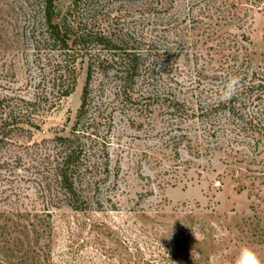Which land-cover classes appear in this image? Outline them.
Returning a JSON list of instances; mask_svg holds the SVG:
<instances>
[{
    "label": "rangeland",
    "instance_id": "374dc122",
    "mask_svg": "<svg viewBox=\"0 0 264 264\" xmlns=\"http://www.w3.org/2000/svg\"><path fill=\"white\" fill-rule=\"evenodd\" d=\"M74 1L57 0L55 13L67 15L68 25L78 33L108 34L151 50L154 62L148 65L159 85L165 82L178 93L180 88L169 82L178 78L186 83L194 72L188 63L201 48L190 49L185 39L191 33L182 22L193 2L83 0L78 13H72ZM262 2L258 9L242 2L243 31L223 27L221 33L244 34L250 66L264 74ZM42 16L38 0H0V95L34 99L38 91H47L51 72L60 69L56 65L65 53L48 41ZM89 49V55L100 53ZM212 54L203 52L201 60L209 69L218 66L219 56L209 63ZM69 55L74 57L68 68L76 76L74 92L62 101L55 96L50 107L42 103V131L34 133L32 141L67 135L76 121L87 77L86 53L81 46ZM99 82L96 73L88 110L92 120L84 127L96 126L97 139L92 140L109 154L116 177L112 175L111 184H117L115 207L106 203L103 211L87 212L62 207L52 209L50 217L42 213L35 217L25 212L31 205L41 210L42 196L31 175L16 171L12 177L17 176L9 178L8 172H0L2 180L14 183L11 189V184L0 182V264H234L243 246L253 249L264 264L261 168L237 164L240 156L217 153L195 158L187 141L180 157L171 155L167 146L172 136L161 112L153 109L152 114L148 108L141 113L113 96L110 81ZM199 142L192 139L191 146ZM14 147L2 160L10 163L19 157L23 149ZM227 158L230 165L224 162ZM173 159L183 167L166 174L172 162L161 167L158 163Z\"/></svg>",
    "mask_w": 264,
    "mask_h": 264
},
{
    "label": "trees",
    "instance_id": "16d2710c",
    "mask_svg": "<svg viewBox=\"0 0 264 264\" xmlns=\"http://www.w3.org/2000/svg\"><path fill=\"white\" fill-rule=\"evenodd\" d=\"M38 1L48 41L61 54L65 53L60 65H56L60 69L51 72L46 81L47 91H38L34 99L26 101L12 95H0V172H8L9 178H15L17 175L12 177V173L16 171L31 175L35 189L42 196L41 210L31 205L32 209L25 210L26 213L50 217L52 209L62 207L74 212L103 211L106 203L115 207L113 194L117 184H111L113 174L109 154L106 155L95 139L92 140V137L97 139L96 126L84 127L85 121L89 124L92 120L88 110L93 103L91 87L96 73L99 84L110 81L115 89L113 96L127 105L140 109L141 113L148 108L152 114L153 109L161 112L170 129L168 134L172 136V144L167 146L171 155L180 157L183 142L187 141L191 155L196 154L198 159L201 155L217 153L228 158L242 157L236 163L261 168L264 181V74L259 67L250 66L244 34L221 33L223 27L242 32L245 14L241 3L247 2L252 9H258L263 0H187L193 3L182 17L191 33L185 42L190 49H201L189 60L188 67L192 66L194 72L187 77L188 81L182 84L174 78L169 82L180 88L178 93L165 82L163 85L157 83L158 76L148 65L149 61L154 62L151 50L140 49L129 41L114 40L108 34L89 31L87 35L73 31L68 25V16L61 18L55 13L57 0ZM82 2L75 0L71 12L79 11ZM81 46L86 53L87 77L76 121L67 135L32 141L34 133L42 131L45 114L39 113L42 103L50 107L56 97L62 101L73 94L76 76L68 70L70 60L74 58L69 54ZM89 48L100 53L89 55ZM205 51L213 53L209 63L213 56H219L217 67L209 69L201 64ZM232 77L237 78V92L231 99L221 100L222 90ZM192 139L200 142L191 146ZM14 145L23 149L19 157L15 156L10 163L2 160L10 148L15 149ZM228 158L224 161L226 165H230ZM178 161L165 160L158 164L161 167L172 162L167 168L166 174H169L183 167L184 163ZM1 181L13 188V179L2 180L0 177Z\"/></svg>",
    "mask_w": 264,
    "mask_h": 264
},
{
    "label": "clouds",
    "instance_id": "9594fccd",
    "mask_svg": "<svg viewBox=\"0 0 264 264\" xmlns=\"http://www.w3.org/2000/svg\"><path fill=\"white\" fill-rule=\"evenodd\" d=\"M237 87V78H230L226 83L224 89L222 90L219 98L221 100L231 99L237 92ZM234 264H261V261L253 249L247 246H243L239 249L235 257Z\"/></svg>",
    "mask_w": 264,
    "mask_h": 264
}]
</instances>
